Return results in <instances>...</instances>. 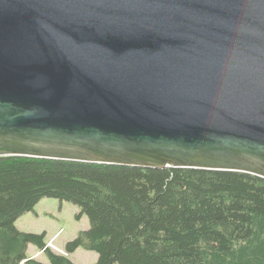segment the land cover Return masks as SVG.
<instances>
[{
	"label": "water",
	"instance_id": "1",
	"mask_svg": "<svg viewBox=\"0 0 264 264\" xmlns=\"http://www.w3.org/2000/svg\"><path fill=\"white\" fill-rule=\"evenodd\" d=\"M264 178V0H0V157Z\"/></svg>",
	"mask_w": 264,
	"mask_h": 264
},
{
	"label": "trees",
	"instance_id": "2",
	"mask_svg": "<svg viewBox=\"0 0 264 264\" xmlns=\"http://www.w3.org/2000/svg\"><path fill=\"white\" fill-rule=\"evenodd\" d=\"M43 197L70 202L89 228L65 245L96 264H264V178L233 171L143 168L0 157V264H73L16 220Z\"/></svg>",
	"mask_w": 264,
	"mask_h": 264
},
{
	"label": "rangeland",
	"instance_id": "3",
	"mask_svg": "<svg viewBox=\"0 0 264 264\" xmlns=\"http://www.w3.org/2000/svg\"><path fill=\"white\" fill-rule=\"evenodd\" d=\"M79 212L78 206L70 202L43 197L31 211L16 220V226L26 233H45L46 245L50 250L57 254H65L73 264H96L98 259L96 252L80 248L72 253H65V245L80 231L89 228L88 218L85 215L78 218ZM37 250L35 246L29 245L28 254L33 255L38 252ZM36 260L42 264L48 261L44 252Z\"/></svg>",
	"mask_w": 264,
	"mask_h": 264
},
{
	"label": "crops",
	"instance_id": "4",
	"mask_svg": "<svg viewBox=\"0 0 264 264\" xmlns=\"http://www.w3.org/2000/svg\"><path fill=\"white\" fill-rule=\"evenodd\" d=\"M16 224V223H15ZM17 227V226H16ZM28 251H29V246H28V249H27V256L29 257V258H31V259H34V260H36V258H38L41 254H42V251L41 250H37L38 252L37 253H35V254H28ZM37 261V260H36ZM44 264H48V261L46 262V263H44Z\"/></svg>",
	"mask_w": 264,
	"mask_h": 264
}]
</instances>
